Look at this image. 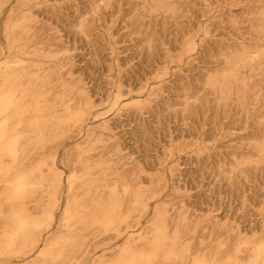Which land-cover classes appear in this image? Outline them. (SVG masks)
I'll use <instances>...</instances> for the list:
<instances>
[{
  "label": "rangeland",
  "instance_id": "obj_1",
  "mask_svg": "<svg viewBox=\"0 0 264 264\" xmlns=\"http://www.w3.org/2000/svg\"><path fill=\"white\" fill-rule=\"evenodd\" d=\"M0 1L4 35L11 25L27 30L21 44L41 35L31 53L60 46V92L44 104L56 113L30 169L56 171L64 185L73 177L80 196L107 176H134L122 230H82L88 244L71 263L75 239L65 245L71 234L58 224L42 255L29 257L27 231L7 249L20 202L4 197L0 264H128L126 253L147 260L134 264L245 263L246 242L264 237V0ZM219 105L231 111L215 120ZM87 200L77 207L84 217L98 204ZM25 201L32 220L46 218V193Z\"/></svg>",
  "mask_w": 264,
  "mask_h": 264
},
{
  "label": "bare ground",
  "instance_id": "obj_2",
  "mask_svg": "<svg viewBox=\"0 0 264 264\" xmlns=\"http://www.w3.org/2000/svg\"><path fill=\"white\" fill-rule=\"evenodd\" d=\"M22 3H26V6L30 8L33 7L31 0H24ZM24 22L22 19L21 23ZM18 28L16 25H11L8 29L9 33L4 35L6 31L0 26V203L6 196L20 202V209L13 211L16 228L9 234L5 246L7 249L13 247L18 232L27 231L33 246L29 257L42 255L44 251L39 250V244L43 243V237L55 224H58L57 230L60 232L67 230L71 234L61 239L65 245L68 244L67 239H75V246L68 254V260L71 263L84 252V247L88 244L85 241V234L80 233L82 230L92 229V231L103 232L122 230L121 223L126 220L124 212L129 194L127 180L133 181L134 176L130 177L131 172L127 171V174L111 179L113 181L111 184L110 177L107 176L102 179V183L98 185L94 193H90V188L82 187V192L88 193L80 196L73 177L68 180L67 185H64L60 174L56 171H52V174L47 177L40 168L30 169L29 161L33 159V154L44 148L42 134L45 124L47 125V118L49 115L53 117L56 113L55 108L44 109V104L50 99L49 94L52 98L54 94L60 92L64 74L61 55L56 52L60 46L56 45L57 48L54 51L49 48L50 43H48L45 48L37 47L31 53L29 52L31 48L43 43L41 35L35 36L27 45L21 44L20 40L27 39L28 42L30 38L27 36L26 29L18 33ZM245 58V55H238L234 57V60L245 62ZM228 86L222 87L223 95L226 97L224 100L230 99L229 90L232 87ZM259 87L264 89V85L260 84ZM202 103L204 107L209 102L203 98ZM200 111L202 109H192L189 114L197 117ZM228 111L231 109H223L220 105L215 107V120L227 114ZM83 116L84 112L79 111L70 119L75 123L82 120ZM253 126L256 130H260L255 123ZM34 135L37 146L29 149ZM10 189L12 191L9 192ZM37 191L46 193L49 198V209L43 220L31 219L33 214L27 207L28 201H25V193L28 192L31 198ZM87 197L91 204H98L92 215L84 217L85 215L77 207L80 203L86 202ZM160 220L161 224L165 223L164 219ZM162 235L163 233L159 231L158 237ZM48 239L49 237L45 240ZM246 248L249 250L247 261L237 262V264H264V237L256 242H246ZM233 250L235 253V244H233ZM141 256H129L126 253L123 262L127 261V258L128 264L147 261Z\"/></svg>",
  "mask_w": 264,
  "mask_h": 264
}]
</instances>
